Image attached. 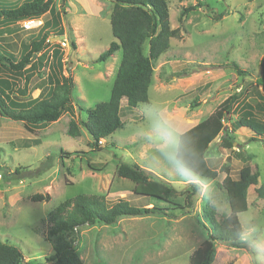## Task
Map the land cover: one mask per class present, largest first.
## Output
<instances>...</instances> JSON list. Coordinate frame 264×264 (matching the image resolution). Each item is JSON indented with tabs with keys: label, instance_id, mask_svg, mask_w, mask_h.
<instances>
[{
	"label": "rangeland",
	"instance_id": "1",
	"mask_svg": "<svg viewBox=\"0 0 264 264\" xmlns=\"http://www.w3.org/2000/svg\"><path fill=\"white\" fill-rule=\"evenodd\" d=\"M6 1L21 4L24 0ZM54 3L56 15L40 17L42 23L36 28L25 29L21 22L0 27V46L18 59L28 51L24 45L29 44L31 34L40 38L48 31L52 38L62 29L67 39L70 36L76 43L75 48L49 43L42 62H36L39 54L33 56L30 69L18 79L0 73V88L8 92L13 105L47 95L67 75L73 77L76 86L74 103L56 122L26 126L0 113V240L18 246L27 264L44 261L54 254L53 243L46 238L48 216L64 200L84 193L104 195L110 205L123 199L145 204L134 197L136 185L117 175V166L124 161L172 183L178 189L174 201L185 203L183 192L192 191L195 185L193 206L185 205L190 212L184 215L178 211L172 214L171 210L167 215H121L113 225L81 228V241L76 247L84 263L190 264L195 251L208 238L205 211L219 221L230 214L225 189L216 185L225 173L220 172L216 181H200L193 172L190 179H179L157 146L146 139L142 130L147 121L142 113L147 104L163 106L185 131L234 94L239 99L232 112L225 114L233 146L226 147L220 135L210 147L207 160L217 171L229 167L234 179L244 165L258 171L259 184L248 190L249 209L239 218L243 230L250 220L264 229V199L256 193L264 181V138L256 140L246 128L231 129L244 103L251 105L255 116L264 122V110L257 107L262 99L256 91L264 97V84L258 83L264 78V0H169L170 23L177 35L171 38L169 50L154 63L150 103L134 108L133 115L124 117V127L101 139L99 147L93 146L80 121L87 120L86 109L110 99L122 59V50H118L106 61L98 60L115 41L110 23L113 0ZM191 5H197L196 9L181 17L182 9ZM234 62L248 75H239ZM49 77L54 80L48 82ZM122 103L125 106V101ZM72 120L78 125V136L70 135ZM36 140L39 145H34ZM35 195L48 198L33 201ZM210 201L216 203L217 211L212 210ZM231 261L251 264L245 245L216 243L212 264ZM256 264H264V254Z\"/></svg>",
	"mask_w": 264,
	"mask_h": 264
},
{
	"label": "trees",
	"instance_id": "2",
	"mask_svg": "<svg viewBox=\"0 0 264 264\" xmlns=\"http://www.w3.org/2000/svg\"><path fill=\"white\" fill-rule=\"evenodd\" d=\"M169 0H113L111 12V29L115 41L109 48L101 53L98 60L106 61L118 50H122V59L111 89L110 99L106 102L95 104L94 108L86 109L87 120H81L83 127L92 138L95 147L100 146L101 139L111 136L124 127V117L133 115V109L142 103H150L149 92L153 83L154 63L167 52L171 46V38L177 35V29H173L170 23ZM182 1V0H179ZM202 3H198L201 6ZM197 5L188 6L181 11V17L196 9ZM54 0H24L21 4L0 0V27L30 20L38 19L46 14L56 15ZM60 30L58 35H64ZM49 32L45 31L40 38L35 34L30 35L29 44L24 47L28 51L20 58L13 52L0 46V73L11 75L18 79L25 71L30 69L34 54L36 62H42L46 57L45 48L49 45L47 38ZM56 35V34H55ZM6 38H4L5 40ZM70 46L76 47V43L69 36ZM148 45L147 53L145 45ZM58 50H55L56 54ZM61 70V64H56ZM239 75H248L237 63H233ZM54 78H48V82ZM2 82V81H0ZM13 85L9 79L6 81ZM264 84V78L258 82ZM258 84V85H259ZM75 82L72 76L63 77L61 81L52 86L47 95H39L23 102L26 104H12L11 96L0 88V113L2 116L28 125H46L56 122L65 113L68 106L74 103L73 92ZM262 101L257 104L258 110H264V97L256 90ZM239 99L238 94L228 97L219 109L211 113L185 133L189 135L186 140L191 149L193 173L198 180L216 181L220 172L225 173L222 182L217 181V186L225 189L230 214L219 221L208 210L205 218L208 223V238L193 254L190 264H212L216 243H225L239 246L243 242L240 239L244 231L239 214L249 209L248 190L250 186L259 184V173L251 166L244 165L237 179H234L229 167H223L220 171L212 169L207 160L209 149L213 142L220 137L228 148L233 146L234 139L226 128L225 114L232 112L233 104ZM125 101V106H123ZM237 105H240L238 103ZM82 110V109H81ZM242 114L232 122V130L240 128L249 129L255 134V139L264 138V122L259 120L251 105L244 103L240 107ZM69 132L71 136L79 135L76 121L70 122ZM36 140L34 145H39ZM117 175L128 179L136 185L134 197L143 205H138L130 200H119L110 205L104 195L78 194L61 202L49 213L50 227L47 231L48 240L53 243L54 254L44 261L28 264H85L78 253L76 245L81 241L80 229L96 224L113 225L122 216L167 215V210L174 214H186L187 205L193 206V196L197 191L196 186L183 192L185 203L174 201L178 189L162 179L155 178L149 171L136 163L121 161L117 166ZM258 198L264 199V181L256 188ZM48 196L35 195L33 201L47 199ZM162 203H169L165 207ZM148 205L151 206L148 207ZM0 264H27L18 246L0 240ZM232 264V261L229 263Z\"/></svg>",
	"mask_w": 264,
	"mask_h": 264
},
{
	"label": "clouds",
	"instance_id": "3",
	"mask_svg": "<svg viewBox=\"0 0 264 264\" xmlns=\"http://www.w3.org/2000/svg\"><path fill=\"white\" fill-rule=\"evenodd\" d=\"M142 115L147 121L142 131L148 142L157 146L159 154L179 179H190L193 169L191 149L186 140L189 134L182 130L163 106L147 104ZM210 205L214 212L217 211L216 203L210 201ZM240 239L251 257V264H256L258 257L264 254V229L258 228L250 220Z\"/></svg>",
	"mask_w": 264,
	"mask_h": 264
},
{
	"label": "built area",
	"instance_id": "4",
	"mask_svg": "<svg viewBox=\"0 0 264 264\" xmlns=\"http://www.w3.org/2000/svg\"><path fill=\"white\" fill-rule=\"evenodd\" d=\"M34 22H37V24L34 25L33 24ZM21 23L25 29L29 30V29L36 28L39 25H41L42 21L39 19H30V20L22 21ZM55 41H57V42H55ZM47 42L50 44L57 43V44L61 45V47L62 46H69L70 47V43H69V40L67 39L66 34L59 35V36L52 37V38H47Z\"/></svg>",
	"mask_w": 264,
	"mask_h": 264
},
{
	"label": "crops",
	"instance_id": "5",
	"mask_svg": "<svg viewBox=\"0 0 264 264\" xmlns=\"http://www.w3.org/2000/svg\"><path fill=\"white\" fill-rule=\"evenodd\" d=\"M162 55H163V54H162ZM152 86H153V83H152L151 87H152ZM199 122H200V121H197L194 125H196V124L199 123ZM194 125L190 126L189 129H190L191 127H193ZM185 131H186V130H185ZM185 131H184V132H185Z\"/></svg>",
	"mask_w": 264,
	"mask_h": 264
},
{
	"label": "bare ground",
	"instance_id": "6",
	"mask_svg": "<svg viewBox=\"0 0 264 264\" xmlns=\"http://www.w3.org/2000/svg\"><path fill=\"white\" fill-rule=\"evenodd\" d=\"M33 24L35 25V24H37V22H34Z\"/></svg>",
	"mask_w": 264,
	"mask_h": 264
},
{
	"label": "water",
	"instance_id": "7",
	"mask_svg": "<svg viewBox=\"0 0 264 264\" xmlns=\"http://www.w3.org/2000/svg\"><path fill=\"white\" fill-rule=\"evenodd\" d=\"M34 56H36V54ZM70 65H71V63H70Z\"/></svg>",
	"mask_w": 264,
	"mask_h": 264
}]
</instances>
